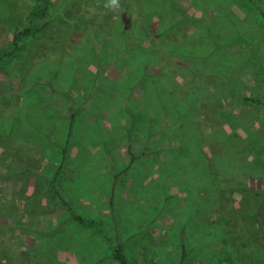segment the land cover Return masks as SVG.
Returning a JSON list of instances; mask_svg holds the SVG:
<instances>
[{
  "label": "rangeland",
  "instance_id": "374dc122",
  "mask_svg": "<svg viewBox=\"0 0 264 264\" xmlns=\"http://www.w3.org/2000/svg\"><path fill=\"white\" fill-rule=\"evenodd\" d=\"M154 1L147 19L153 33L141 38L154 55L144 49L136 56L123 54L106 73L99 97L79 118L61 185L81 213L97 218L116 236L106 142L118 165H126L124 128L130 119L120 109L122 98L150 60L151 72H158L152 78L160 85L136 90L134 109L139 114L134 134L138 151L150 134L155 135V155L123 179L115 201L120 236L132 264H178L183 242L190 252L185 264H264V202L240 191L246 185H264V107L242 102L236 95L264 100V71L249 59L242 43L233 42L242 33L264 56L263 19L245 0H177L192 15L210 21V34L200 22L174 25L177 21L166 0H147L144 11ZM87 2L53 0L49 16L42 20L51 31L58 32L61 25L69 31L74 26L83 29L63 39L69 53L48 50L45 56L39 51L47 40H34L24 72L0 71V133L8 137L13 131L48 174L66 141L67 93L75 89L73 96L80 102L91 89L95 36L104 39L101 53L122 49L115 34L118 17H94L104 12L97 3ZM108 3L100 0L98 6L118 14L126 0H118L116 7ZM33 5L34 0H0V48L11 44ZM65 11L64 19L59 18ZM132 18L136 21L127 29L136 32L142 18L137 13ZM2 158L0 174L5 175L10 160ZM11 201L15 207L7 216L17 228L5 240L14 252L35 242L51 264H95L112 254L109 245L87 228L72 227L44 240L39 231L59 224L63 208L51 203L26 206L21 185L0 178V205Z\"/></svg>",
  "mask_w": 264,
  "mask_h": 264
},
{
  "label": "trees",
  "instance_id": "16d2710c",
  "mask_svg": "<svg viewBox=\"0 0 264 264\" xmlns=\"http://www.w3.org/2000/svg\"><path fill=\"white\" fill-rule=\"evenodd\" d=\"M166 1L170 14L176 18L177 22L174 23V25H186L193 22H200L205 26L206 30L210 34L212 33L210 26L211 23L207 20V18L192 15L190 10L180 5L177 0ZM245 1H248L260 14L264 25V4L262 3V0ZM52 3L53 0H34V5L26 17V24H22L15 29V32L11 37V44L8 47L0 48V71H6V73L11 74L10 71L19 69L20 71L22 70V72H24L25 68L23 67V62L26 59H29V55L34 48V45H32L34 40L45 41L46 39L47 43L50 41L48 44L44 42L45 44H43V47L39 51L41 54L42 52L46 54L48 50L54 51L55 54L59 52L65 54L70 52V47L69 50H65L64 46L68 47V44H65L63 39L67 38L70 34L76 33L78 36V34L83 32V29L78 31V27L74 26L72 31H69L61 25L60 27L62 28H60L58 32L49 30L50 26L47 23H42V20L49 16ZM87 3H97V6L95 5V7L98 9L101 7L99 10L104 12H100L101 14L95 13L94 17L98 15L103 19L109 17H118L119 21L116 25L117 31L115 34L118 40L123 42L122 49H114L111 54H105L104 52L101 53L100 45H102L104 39L95 36L93 46L91 47L92 57L95 62V75L92 86L90 91L87 92L80 102H77L76 97L73 96L75 89H72L66 95L65 103L68 110L67 136L65 143L61 144L62 149L59 162L53 160L50 163V166L53 169L52 174H48L43 170L42 165L38 160H36V157L33 155L30 148H28V145L26 143L18 142V139L15 138V134L12 131L8 137H5L0 133V155H2L3 160H10L8 163L7 173L5 175L0 174V178L13 181L16 185H21V197L23 202H26V206L38 204L37 206L41 205L46 207L49 203H51L52 205H58L63 208L65 213L60 219L59 224H55V226L52 225L50 229L39 231V234L44 240L45 238L47 239L57 235H63L65 232H68V229H71L72 227L87 228L99 235L102 241L106 245H109L112 251V254L102 257L95 264H103L110 260H113L117 264H132L127 254L126 244L120 236L115 201L123 179L128 176L129 173L133 171L139 163L148 157H153L155 155L153 154L154 152L151 144V139L155 135L150 134L147 141L144 143L143 150L138 151L136 149L137 137L134 134L139 114L138 110L134 109L136 90L142 85L148 86L149 84H152L156 88L160 85L158 81H155L152 78L158 74V72H151L150 70L152 66L151 63L154 62L148 60V63L145 62L143 64L142 74L137 76L135 82L128 86L122 98L124 105L121 106L120 109L124 111L127 114V117L130 119L129 126L124 128L127 139L125 150L129 156V162L126 165L120 167L113 149L111 150L106 142V150L108 158L110 159V172L112 175V185L110 187V208L111 216L116 226V236L114 238L97 218L87 217L77 209V207L65 193L61 185V181L68 165L71 150L73 148V142H75L74 139L76 137V127L79 122V118L83 112L87 111L91 106L94 105L95 99L99 97V88L105 86L106 84L104 82L106 73L111 69L114 62L118 61L119 57L123 54L136 56L137 53L143 49L144 52L148 53L149 55H151L153 52L154 49L149 50L148 48L144 47L141 38L142 36L144 37L147 34L153 33V25L150 26L147 22V19L150 15L148 12L152 11L151 8L154 6L155 1L147 7V11H144L142 7L144 4L146 5L147 0H126L125 6H122V10L118 14L109 11L105 7L98 6L100 0H88ZM134 13H137V16L139 15V17L142 18L141 20L138 19L140 26L138 29H136V32L127 29V26L130 25V23L133 25V23L136 21L132 18ZM66 14L67 11L62 12L58 17L64 19ZM83 19H86L85 23L88 22L87 17H83ZM144 20L146 22H144ZM208 38L210 41L212 40L216 44L219 43L210 35H208ZM233 42L238 44L242 43L249 59L255 62L258 69L264 71V56L261 54L255 42L245 37L242 33L237 34ZM45 56H49V54H46ZM81 65H83V63ZM236 95L242 102L263 105L264 107V100L255 99L252 96L240 93H237ZM158 98L159 96H157V99ZM42 131L47 136L50 135V132H48L49 130ZM33 181L34 183H32ZM240 191L248 199H255L258 202H264V185H262L260 188H254L250 185H246L241 187ZM13 201L0 205V264H51L49 260V262L45 261L46 253L40 244H36L35 242H33L32 245L27 244L21 253H16L6 243V234L8 232L14 231L17 228V226L10 223V220L7 216L8 211L10 212L15 207ZM189 256L190 252L188 250V245L183 242L181 257L178 264H185L189 260Z\"/></svg>",
  "mask_w": 264,
  "mask_h": 264
},
{
  "label": "clouds",
  "instance_id": "9594fccd",
  "mask_svg": "<svg viewBox=\"0 0 264 264\" xmlns=\"http://www.w3.org/2000/svg\"><path fill=\"white\" fill-rule=\"evenodd\" d=\"M106 6L107 7H116V6H118V0H109V3Z\"/></svg>",
  "mask_w": 264,
  "mask_h": 264
}]
</instances>
